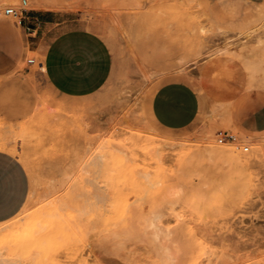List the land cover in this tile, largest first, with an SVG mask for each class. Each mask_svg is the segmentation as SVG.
I'll list each match as a JSON object with an SVG mask.
<instances>
[{
	"label": "rangeland",
	"instance_id": "1",
	"mask_svg": "<svg viewBox=\"0 0 264 264\" xmlns=\"http://www.w3.org/2000/svg\"><path fill=\"white\" fill-rule=\"evenodd\" d=\"M22 1L0 2V34L22 46L18 58L0 48V150L22 156L30 191L0 222V264H264V130L240 124L264 105L252 49L264 33L250 28L264 0ZM9 7L74 12L72 26L112 51L106 84L82 98L56 92ZM171 81L200 97L181 130L148 108ZM224 132L236 140L221 143ZM208 142L247 167L210 158Z\"/></svg>",
	"mask_w": 264,
	"mask_h": 264
},
{
	"label": "crops",
	"instance_id": "2",
	"mask_svg": "<svg viewBox=\"0 0 264 264\" xmlns=\"http://www.w3.org/2000/svg\"><path fill=\"white\" fill-rule=\"evenodd\" d=\"M40 3L50 4L47 0ZM74 14L65 9L32 7L21 13L20 24L24 36L29 38V46L37 44L32 51L42 56L43 71L50 86L64 96L82 98L106 84L113 68V54L102 36L88 28L72 26L68 16ZM13 40L11 35L0 34V48L18 58L22 46L18 39ZM200 106V97L189 82L171 81L154 92L148 108L158 126L181 130L194 123ZM240 124L248 131H263L264 105L244 114ZM24 181L28 193L22 197ZM29 191L30 180L24 165L15 156L0 150V216L4 217L0 222L20 212Z\"/></svg>",
	"mask_w": 264,
	"mask_h": 264
},
{
	"label": "bare ground",
	"instance_id": "3",
	"mask_svg": "<svg viewBox=\"0 0 264 264\" xmlns=\"http://www.w3.org/2000/svg\"><path fill=\"white\" fill-rule=\"evenodd\" d=\"M11 0H0V2L7 3L10 2ZM1 4V5H3ZM262 5V4H261ZM256 9V8H255ZM254 10V9H253ZM251 12V11H250ZM249 13V12H247ZM246 15H250V14H246ZM253 21L251 22L252 26H250V28L252 29L251 32H263L264 33V11L259 12L258 16L256 18L253 17ZM96 27V26H95ZM99 27V26H98ZM97 28V27H96ZM102 29V28H101ZM101 29H99V31H101ZM262 30V31H260ZM264 36V35H263ZM253 55H255L256 57L259 56L263 57L262 59H264V37H261L260 35L257 37V39L255 40L254 46H253ZM223 50V49H222ZM257 58V59H258ZM261 59V61H262ZM264 61V60H263ZM261 63H256L255 66H261L259 64H262L264 62ZM253 66V65H252ZM248 68H250L247 65ZM263 67V66H262ZM260 67V68H262ZM254 70V68H253ZM184 71V70H183ZM252 71V68H251ZM255 73V72H254ZM252 73V74H254ZM151 81V80H150ZM59 110V109H58ZM211 139V138H210ZM249 139V138H248ZM211 141V140H210ZM215 141V140H214ZM253 143V142H252ZM261 145V144H260ZM262 150V149H261ZM9 154L15 156V155H19L17 154L15 151H8ZM206 155L209 156L210 158H215V159H219V158H227L229 160V163L232 165V167L234 168H238L239 170L241 169H245L248 165V163L246 161H244L243 159H241L239 156L236 155L235 153V149L232 147H227V146H221L218 145L217 143L214 142H208L207 146H206ZM21 162L24 163V159H22V156L19 157ZM178 187V186H177ZM180 188V187H179ZM174 191L176 193L179 192L178 189H174ZM163 231V230H162ZM169 231V230H168ZM167 231V232H168ZM166 232V233H167ZM170 232V231H169ZM153 234L157 237L160 236V234L158 233V231L153 232ZM171 235V234H170ZM163 237V236H162ZM161 241V240H160ZM203 244V243H202ZM169 246V245H168ZM204 252V251H203ZM200 257V256H199Z\"/></svg>",
	"mask_w": 264,
	"mask_h": 264
},
{
	"label": "built area",
	"instance_id": "4",
	"mask_svg": "<svg viewBox=\"0 0 264 264\" xmlns=\"http://www.w3.org/2000/svg\"><path fill=\"white\" fill-rule=\"evenodd\" d=\"M22 3L25 6L27 4V1L26 0H23ZM24 10L25 9L18 10L15 7H9V8H6L5 15L6 16L19 17ZM20 22H21V20H20ZM29 62L30 63H33L34 61L33 60H30ZM219 135L221 136L220 139H219V141L221 143L224 142V141H226V140H232V141H235L236 140L235 136L232 135V134H229L228 132L220 133ZM244 150L245 151H248L249 148L248 147H245Z\"/></svg>",
	"mask_w": 264,
	"mask_h": 264
},
{
	"label": "snow or ice",
	"instance_id": "5",
	"mask_svg": "<svg viewBox=\"0 0 264 264\" xmlns=\"http://www.w3.org/2000/svg\"><path fill=\"white\" fill-rule=\"evenodd\" d=\"M21 178H22V180L24 179L23 172L21 173ZM27 193H28L27 183H26V181H24V187L21 190V196L23 197V196L27 195ZM21 202H23V199L21 200ZM3 218H4L3 216H0V219H3Z\"/></svg>",
	"mask_w": 264,
	"mask_h": 264
}]
</instances>
